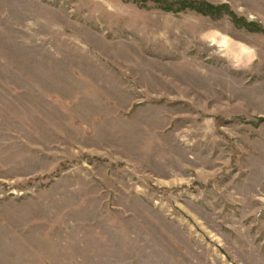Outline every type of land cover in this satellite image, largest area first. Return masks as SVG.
I'll return each mask as SVG.
<instances>
[{
    "label": "rangeland",
    "instance_id": "374dc122",
    "mask_svg": "<svg viewBox=\"0 0 264 264\" xmlns=\"http://www.w3.org/2000/svg\"><path fill=\"white\" fill-rule=\"evenodd\" d=\"M0 264H264V0H0Z\"/></svg>",
    "mask_w": 264,
    "mask_h": 264
}]
</instances>
